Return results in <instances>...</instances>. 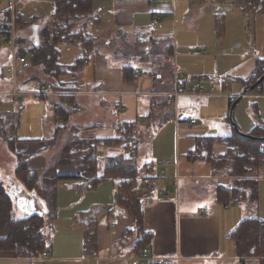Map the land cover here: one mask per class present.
Returning a JSON list of instances; mask_svg holds the SVG:
<instances>
[{
    "label": "crops",
    "instance_id": "obj_1",
    "mask_svg": "<svg viewBox=\"0 0 264 264\" xmlns=\"http://www.w3.org/2000/svg\"><path fill=\"white\" fill-rule=\"evenodd\" d=\"M95 2H97V0H93L94 14L92 18L87 20L89 24L88 30L90 33H92L91 30H93L94 33L92 34L99 36V38H109L106 43H103L104 46H109V57L99 52L100 48L98 46L97 53H91L86 57V61H84L85 64H82L81 70L75 75L74 79H72L71 76H66L54 82H51V80L47 85V89L49 90L47 91L48 96L42 99V102H50L48 105L49 112L45 114L42 121L44 123L52 121L59 125L52 127V137L45 140V142L42 141L40 144V142L35 140H28L26 142L20 140L19 142L22 144H20L16 150L21 151L23 156H28L29 160L26 164L27 169L34 171L42 170V172L45 170H54L55 173L60 176H74L76 174L75 167L62 155L63 146L68 141L75 137L86 140L118 138L121 136L120 131L123 126L133 123L135 126L133 133L134 141L129 145L128 149L125 150L122 146L114 144L110 146H99L97 150L99 148L106 150L105 152L100 151L101 156L105 159L101 160L98 157V151L96 152V158L98 161L99 174L102 173L106 166L101 165L100 162H106L107 164L110 159L116 158L133 161L137 172L140 166L148 162H153L156 165L155 174L159 175V170H164L166 180H168V182L164 184L165 193L161 194L159 192V189L162 187V181L158 178L157 191H154L143 204V224L145 229L151 231L153 235L151 244L146 247L149 249V258H165L167 259L166 264H206L208 261H217L218 259L227 260V257L220 256L219 254L222 253V251L225 252V250L232 249L229 244V240H232L229 238L228 234L236 228L241 221L246 219V217H244L245 215H243L244 207L236 206L230 208L232 205H240L242 203L239 197L231 196L230 193L235 179L226 174L225 170H220L218 172L213 171L210 163L205 160V158L207 154L222 156L227 151L229 145L228 140L235 131L232 129L231 134H229L227 128H224V126L221 127L219 132L215 130L212 131L209 128L195 129L197 125H199V120L194 117L188 118L185 121L181 120L180 112L182 111L178 108V99L181 96L208 98L206 101L209 104H211V97L207 96L208 94L193 95L191 93H185L176 96L172 103H168L164 98L174 90L177 78L180 80L182 86L186 87L188 84L189 86L194 84L193 81H191L193 83H187L186 80H184V72L181 74L178 73L176 62H172L174 48L170 47L164 50L168 59H171L168 70L170 73H168L166 77L160 74L156 76L152 72L140 68V64L138 65L134 61L136 59L141 63L147 61V53L150 46L148 48L145 46L149 43H153L152 36L149 37L148 43L136 39L134 40L135 45H127L126 41L128 31L143 30L144 24L147 23L150 24V27H156L163 16L166 15H172L174 19L176 16L174 2L176 4V0L173 1V3L167 0H98L99 6L94 7ZM9 7L10 10H13V8L16 9L14 0H0V15ZM104 7L106 8L105 13ZM16 11L18 10L16 9ZM95 11H97V15ZM146 15L149 17L148 20L143 18ZM194 17H196V15L192 16V18ZM93 18H97L98 22L94 21ZM79 24V27H81L82 22ZM104 25L107 26V28L105 30L100 29V27L102 28ZM213 26L215 28L214 23ZM42 28L43 26L35 27L29 25L28 33H25L26 31L24 30L21 32L20 36L24 40H21L19 44L21 46L26 44L30 46V44L37 43ZM12 35L13 28H11V36ZM158 38L161 41L163 40L162 33H160ZM99 44L101 45L102 43L99 41L98 45ZM140 45L145 47L146 52L142 53L139 57L136 47ZM69 47H74L75 49L72 50L74 61L69 63L62 62L61 50L58 47L61 56L60 61L63 65L72 64L82 55L81 48L78 45H69ZM127 49L130 50L129 54L127 53ZM110 51H113L114 55H111ZM202 52L204 54L203 50ZM127 56L130 58V61L128 64H125L121 61V57ZM257 58L260 57L253 58L245 65H241L238 68L241 69L245 66V73L242 76L227 75L230 78L229 81L231 80L241 85V88H237L234 93L230 94L229 98L241 94L245 87H243L240 80H246L250 77ZM24 64L25 63H21L20 65ZM25 65H27L28 69H31L28 64ZM164 65L165 68H167L166 64ZM126 66L130 67V71L128 72V70L125 69L127 73L125 75L124 68ZM36 72H38V74L30 75L18 84L17 80L15 82L11 77L7 86L4 87L3 83H0V86H2V88L0 87V123L2 127H6L7 129L10 128V131H17L19 128V122H17L16 125L15 120L16 114H18L17 110L21 111L19 107L24 106L22 103L25 102V99L27 101L31 98V95H26L27 97L24 101L20 102V104H16L17 101L15 99L16 97L12 95V88H16V91L20 90L21 93L22 91H37L40 86L38 80L45 79V77L40 69L39 71L35 69V73ZM234 72H237V69L234 70ZM31 73H34V70L31 71ZM7 75L9 76L10 74L7 73ZM181 76L183 77L180 79L179 77ZM52 85L53 87L56 86V88L52 89ZM72 86L75 87L73 90L75 91V96L73 98H75L77 104L76 112L72 109L68 116L62 118L60 115L54 113V103L59 98L61 99V93L66 92L65 90H69L65 88H70ZM224 88L229 90L231 86L227 84ZM261 88L259 91L257 89L254 90L255 94H253V91L245 95L256 96V99L264 98ZM221 98L225 99L224 97ZM252 104V107H254V118L257 123L255 125L252 122L245 124L249 133L258 124L264 123V116L257 105V101ZM211 105L214 106L213 104ZM64 106L61 105L60 111L66 113L69 109ZM217 107L220 108V117L222 119L227 118V111L230 110V108L227 107L226 109L224 100H222L221 104L219 103ZM191 119L196 120V123L190 124L189 120ZM89 127L91 128L89 129ZM167 131L174 137L173 141L175 146L173 144V149L168 146L167 142H165L164 146L163 141L158 140L160 135ZM64 133H67L66 137L69 139L58 149L59 140L63 139ZM215 143L221 146L220 152L214 150ZM185 151V158H182L180 153ZM124 153L125 155H123ZM192 154H195L194 158L191 157ZM13 156L16 159L15 155ZM187 162L193 163L190 165ZM18 163L16 159V163L11 170L7 167L4 169L0 168L1 181L12 200L13 217L15 219L21 218L26 214L34 213L38 210H44L46 212L49 205L47 207L41 197L36 195L35 192L28 190L18 178ZM127 164H129L128 161ZM49 174L50 173H44L43 178L46 179ZM220 179H225L224 185L218 183ZM105 181L112 185L114 184L115 191H117V180L107 179ZM258 182L260 185V180ZM193 185V191H197L196 188H198L201 197L195 204L188 202L192 195L189 197L185 195ZM40 186L43 188L42 179L40 181ZM57 187L56 185L54 189L52 187L50 188L51 206L55 209V191ZM139 187L137 196L140 191ZM72 188L76 189L75 186ZM219 189H222L226 193H224L225 201H219ZM80 190L82 192L90 191L84 189ZM21 197L23 200L20 207L24 211V214L17 213L18 208H20L18 200ZM30 200L33 201V205L37 209L36 211H29L31 206V204H29ZM230 200L231 203L225 206ZM110 211L111 210L106 212L107 219H115L113 216H110ZM114 211L118 215L116 217V219H118V229L113 232L116 228L113 222H108L106 226V229H108L107 232H113L112 236L109 235V238L105 236L106 230L104 224L96 227L97 250L100 252L109 250L110 252L109 255H104L103 257H97L98 255L93 257V259L97 261H113L111 256L112 250L118 251L120 248L119 242L115 245L113 242L120 239L124 230L131 223L129 220L124 219L123 212H118L119 210L116 208V205H114ZM86 212L87 211H76V213L71 216L72 219L70 221L73 222V228L77 226V224L81 225L77 216H87L85 215ZM87 217H89V215ZM57 219L58 211L56 209L54 221L49 225L50 227H45V230L53 228L55 231V228H57ZM82 230L84 231V228ZM82 234L84 233L82 232ZM223 238L224 241H222ZM46 240L51 247V239L46 237ZM82 240L84 241V236ZM45 252L47 253L46 256L41 255L35 258H20L14 251L0 250V264H21L24 261L31 262L40 257L42 259L51 258L50 251L46 249ZM223 254L224 253H222V255ZM124 256L125 255H123L122 258L114 257L117 259L116 261L124 260L123 262H125L126 259ZM246 259L248 258L240 262L245 264Z\"/></svg>",
    "mask_w": 264,
    "mask_h": 264
},
{
    "label": "rangeland",
    "instance_id": "obj_2",
    "mask_svg": "<svg viewBox=\"0 0 264 264\" xmlns=\"http://www.w3.org/2000/svg\"><path fill=\"white\" fill-rule=\"evenodd\" d=\"M167 1L173 3L175 0ZM174 5L176 8V16L174 19L172 15H166L163 16L156 27H150V24L147 23L144 24L143 30L139 29L128 31V35L126 36L127 45H135L134 40L136 39L145 41L146 43L149 42L150 36H152L153 39L152 44L149 43L147 46H145L147 48L150 46L147 53V61L142 63L138 59L134 61L138 65L140 64V68L150 71L156 76L160 74L163 77H166L168 73H170L168 70L169 64H171V59H168L164 53V50L170 47L174 48L172 62H176L178 73H185L184 80H186L187 83H204L208 90L206 94H208L207 96L211 97L210 103L214 105L212 106L206 101L208 98L181 96L178 99V108H180L179 110L182 111L180 112L181 120L185 121L188 118L190 119L194 117L195 119L199 120V125H197L195 129L209 128L212 131L215 130L216 132H219L221 127L224 126V128H227L228 133L231 134L233 128L229 121V110L227 111V118L222 119L220 117L221 114L219 113L220 108L217 107V105L219 103L221 104L222 100H224L227 109V107H229V102L240 95L237 94V96L229 98L230 94L234 93L237 88H241V85L237 84V82L235 83L231 80L229 81L230 78L227 75L242 76L245 73L246 68L243 66L241 69H238L241 65H245L251 59L256 57L264 58V16H246L242 14L235 6H232L231 4H217L215 0H176V4L174 2ZM14 6H16V9L19 13H21L23 18L29 21L28 24L30 23L32 26H49L51 23V0H14ZM98 6L97 0L94 7ZM105 9L106 8L104 7V13L106 11ZM95 12L97 15V11ZM194 15H196V17L192 18ZM221 15H224V25L222 29L223 32L218 34L217 30L213 26V23L215 16L218 17ZM143 18H146L147 20L149 19L148 15ZM11 19L12 23L13 18ZM25 24L26 23H24V26L20 24L16 26L15 29L14 25L11 27L14 29V32L13 37H11L10 41H8L10 46H8L5 42L0 41V83H3L4 87L9 84L10 77L13 78V81L15 82L17 80L18 84L30 75L38 74V72L35 73V69L38 71L40 69L39 66L35 65L32 67L30 66L29 68L31 69H28L27 65H20L21 63L23 64L20 59L16 57L14 58V52L12 50L13 41L14 38H16L17 42L24 40L20 34L23 30L26 31L25 33H28L29 25L27 26ZM20 27L23 29H18ZM106 28L107 26L105 25L102 28L100 27L102 30H105ZM91 32L94 33L93 30H91ZM160 33H162L163 36L162 41L158 38ZM108 40L109 38H99V41L102 43L101 45L99 44V52H102L109 57V46H104L103 44ZM141 45L136 47L139 57L142 53L146 52L145 47ZM25 47H28V44H26ZM58 47L61 50L62 62L69 63L74 61L72 55V50H75L74 47H69V45L65 44H59ZM202 50L204 51V54ZM129 52L130 50L127 49L128 54ZM110 54L114 55L113 51H110ZM121 61H123L125 64H128L130 58L128 56L121 57ZM11 64H15V73L14 71H6L8 65L10 67ZM164 64H166L168 69L165 68ZM32 69L34 70V73H31V71H33ZM236 69L237 72H234ZM6 72L10 75L8 76ZM223 81L227 82V84H230L231 88L229 90L224 88ZM0 87L2 88V86ZM186 87L189 88V84ZM211 88H213V91H210ZM260 88L261 87H259L257 90L259 91ZM12 90V95L16 97V104H20V102L24 101V99L27 97L26 95H30L32 93V91H22L21 93L20 90V92L16 91V88H12ZM261 91L264 95V82L262 83ZM253 94H255V91ZM218 96L224 97L225 99H222ZM255 97L256 96L245 95L241 97V99L233 108V122L243 134H249V130H247L248 128L245 126V124L252 122L255 125L257 123L256 119L254 118V107H252V103L257 101V105L264 116V98L256 99ZM166 98L164 99L166 100ZM38 102L40 103H35L31 100V98H29L27 101L25 99V102L22 103L24 106L19 107L21 108V111L17 110L18 114H16L15 118L16 125L17 122H19V128L17 131H10V128L7 129L6 127H2L0 123L1 169L7 167L11 170L16 163V159L13 156L14 154L11 153L6 146V138L10 139L12 142H16V148L22 144L19 142L20 140H24L22 142L35 140L41 144L42 141L45 142V140H48L50 137H52V127L59 125L53 123L52 121L48 123H44L42 121V118L45 116V114L49 112L48 105L50 102H42V99ZM73 111L76 112V109H73ZM14 132L16 133V136ZM66 136L67 133H64L63 139L59 140L58 149L64 144L65 141L69 139ZM173 139L174 137L173 135L171 136L169 131L162 133L158 138V140L163 141L164 146L165 142H167L168 146H170L172 149L175 146ZM214 148L216 152L221 151V146L218 145V143H215ZM17 151L21 153V151ZM97 151L99 152H97L98 157L101 160H104L105 158L101 156L100 151L105 152L106 150L99 148ZM123 155H125V153ZM180 155L182 158H185L186 151L180 153ZM42 157L45 158L44 156ZM100 163L101 165H106V162ZM187 163L191 165L193 162ZM253 169L255 172L258 171L257 173H259V175L256 176V178L258 177V180H260L258 190L259 197L257 203L247 199L246 201H242L240 205L235 204L230 208H234L236 206L244 207L243 215H245L244 217L246 218L257 215L258 209V215L264 219V165L256 167L253 166ZM40 172H42V170H40ZM224 182L225 179H220L218 183L224 185ZM53 183L54 181L51 180L49 183H45V186L43 184L44 190L46 188L44 193L48 195L49 198H51L50 188L52 187L54 189ZM70 183L71 182L65 183L63 180L58 181V187L55 191L56 209L58 211V219L56 222L57 228H55V231L53 228H48V230H45L46 237L51 239V247L48 244L46 247L47 251H50L51 258L42 259L40 257L34 259L31 262L24 261L21 264L132 263V261L129 260L137 257V252H135L136 250H134L135 253H129V249H131L133 245L132 240L134 237H131V239L128 240L131 242H127L124 245L119 241L122 235L119 240L117 239L118 241L113 242L114 245L120 242V248L118 251L113 249V252H111L113 261H97L96 259H93V257L96 256L89 255L84 257L82 255V229L84 228V224H77V226H74L73 228V222L70 221L72 219L71 216L74 215L76 211H87L85 215H89V217L78 215V221L83 222L84 219L85 221L92 220L96 227L104 224L106 230L105 236L109 238V235L112 236V233L118 229V219L115 218L108 220L106 217L107 211L114 210L116 191L115 185H112L106 181L99 183L96 188L88 192H82L79 187H75L76 189H74L72 188L74 184L71 183V186ZM193 187L194 185L189 188L185 195L188 197L192 195L188 202L195 204L197 203V200H200L201 197L199 195L200 191L198 188H196L197 191H193ZM22 200V197L18 200L19 207L22 203ZM17 213L24 214V211L20 207L18 208ZM124 217V219L132 222V218L129 216L127 218L125 213ZM108 222H113L116 225V228L113 232H107L108 229H106V226ZM134 234H136V232ZM134 234H131L130 236H133ZM222 241H224V238ZM229 244L232 249L225 250V252L222 251V253H224L223 255L222 253L219 254L220 256L227 257V260L218 259L217 261H208L206 264H242L234 254L233 241L229 240ZM109 253V250H106L105 252L98 251L97 257H103L104 255H109ZM123 255H125V262H123L124 260L116 261L117 259H115V257L122 258ZM254 261H256V259L248 258L245 260V264H253Z\"/></svg>",
    "mask_w": 264,
    "mask_h": 264
},
{
    "label": "trees",
    "instance_id": "obj_3",
    "mask_svg": "<svg viewBox=\"0 0 264 264\" xmlns=\"http://www.w3.org/2000/svg\"><path fill=\"white\" fill-rule=\"evenodd\" d=\"M52 15L49 26H43L39 40L37 43L30 44V46H21L14 38L13 52L14 58H22L23 63L29 66H39L45 79L38 80L40 82L39 89L42 87L46 90L47 85L51 82L57 81L62 77L75 76L82 68V64L86 61V57L98 51L99 36H95L88 30V19L92 18L94 14L93 0H51ZM217 4H231L235 6L244 15L264 16V0H215ZM11 18H13L14 29L18 25H30L29 21L23 18L21 13L15 8L6 9L0 15V36L5 37V42L10 46L11 39ZM26 20V21H25ZM97 21V18H93ZM224 15L215 16L214 25L217 33H222L224 25ZM80 22H82L81 27ZM98 22V21H97ZM22 27L18 28L20 30ZM13 29V32H14ZM8 40V41H7ZM59 44L78 45L81 48L82 55L78 57L75 62L69 65L61 63V56L59 52ZM19 54V55H18ZM9 68H14L15 64H11ZM8 69V68H7ZM130 71V67L124 68ZM264 74V59L257 58L255 60L253 71L250 77L246 80H240L243 87L255 84V82ZM15 76V75H14ZM49 80V81H47ZM262 82L256 85L247 93L253 92L262 86ZM62 84V83H61ZM52 89H55L53 85ZM69 87V86H68ZM58 89V88H57ZM66 92L73 91L75 87L65 88ZM48 93V92H47ZM65 93V92H63ZM54 103V113L60 115L62 118L71 113V105L76 104L75 98L70 97L68 102H64L62 94ZM48 94L42 96L41 99L47 97ZM229 102V107L233 101ZM67 103V104H65ZM61 105L67 107V112L60 111ZM77 105V104H76ZM75 109V108H74ZM134 124H125L121 129V136L113 139H81L78 137L68 141L62 149V155L66 158L76 169L74 176H60L54 170H45L40 172L26 168L28 163V156H23L16 150L15 143L10 139L5 140L6 146L17 159L18 172L17 176L23 185L30 191H33L41 197L45 202L47 208L38 210L34 213L26 214L21 218L15 219L12 215V200L6 192L0 178V250L14 251L20 258H35L41 256L47 247V240L45 234V227L55 219V208L51 206V200L44 193L45 183L54 181V188L57 181L63 180L73 183L75 187L84 190H92L96 186L107 179H114L118 181L117 196L115 205L118 212L125 213L126 217L132 218L131 224L124 230L120 242L126 244L132 240L133 245L129 253L141 254L142 250L151 244L152 232L147 231L143 224V204L145 200L138 198L137 190L140 186L136 179L137 169L133 161L127 159H110L104 167L101 174H99L98 161L96 158L97 148L99 146L119 145L125 150L134 141ZM91 127H89L90 129ZM257 137H264V123L258 124L249 133ZM19 141V140H18ZM228 149L222 156H214L207 154V160L213 171L218 172L225 170L226 174L233 177V187L230 189L231 196L239 197L242 201H258L259 180L256 176L259 173L255 172L253 166L264 165V141L252 140L241 137L233 133L228 140ZM127 161L129 164H127ZM44 173H50L47 178H43ZM44 184L43 188L40 186V181ZM44 193V194H43ZM219 201L225 198V192L219 189ZM225 193V194H224ZM238 198V199H239ZM226 200V199H225ZM224 200V201H225ZM254 203V204H255ZM117 211V210H116ZM110 216L116 218L118 215L114 210L110 211ZM78 219V218H77ZM84 224V241H83V255L97 256V232L93 221L87 220L81 222ZM136 232V234H134ZM134 234L133 236H130ZM229 238L234 241L235 255L239 261L243 262L245 258L256 259L253 264H264V219L258 213L253 217H248L241 221V223L234 228L229 234ZM119 242V244H120ZM134 250H136L134 252ZM134 256V255H132Z\"/></svg>",
    "mask_w": 264,
    "mask_h": 264
},
{
    "label": "built area",
    "instance_id": "obj_4",
    "mask_svg": "<svg viewBox=\"0 0 264 264\" xmlns=\"http://www.w3.org/2000/svg\"><path fill=\"white\" fill-rule=\"evenodd\" d=\"M11 27H13V24L11 23ZM13 37V35H12ZM0 40L1 41H5V37L4 36H0ZM8 41V40H7ZM14 44V41H13ZM21 62H23L24 60L22 58H19ZM85 63V62H83ZM8 72H12L14 71V68H8L7 69ZM183 76H181L180 78H182ZM72 79L75 78V76L71 77ZM223 85L226 86L227 82L223 81ZM207 88L205 86L204 83L201 82H197L194 83L192 85L189 86V88H186L185 86H182L180 84V80H176L175 83V88L172 92H170L166 98L168 103H172L175 99L176 96L181 95V94H185V93H191L193 95H203L207 93ZM210 91H213V88H211ZM47 94V91L42 87L41 89H38L37 91L32 92L31 98L34 102H38L41 100L42 96ZM75 96V91H69V92H65L62 94L63 100L64 102H68V100L70 99V97H74ZM67 104V103H65ZM72 109H76L77 105L75 103H73L71 105ZM190 124H195L196 120L191 119L189 120ZM192 158L195 157V154L191 155ZM155 169H156V165L153 162H148L142 166L139 167L138 172H137V179L138 182L140 184L139 187V193H138V197L142 200H147L153 193L154 191H157L158 187H157V179H161L162 181V187L159 189V192L161 194L165 193V187L164 184L166 182H168V180H166L165 174H164V170H159L158 174H155ZM239 202V201H237ZM231 203V200L228 201V203L225 205H229ZM112 226V224H111ZM149 249L148 248H144L141 252V254L137 255L136 258L131 259L132 264H166V260L165 258H149ZM47 253L44 252L42 253V256H46Z\"/></svg>",
    "mask_w": 264,
    "mask_h": 264
},
{
    "label": "water",
    "instance_id": "obj_5",
    "mask_svg": "<svg viewBox=\"0 0 264 264\" xmlns=\"http://www.w3.org/2000/svg\"><path fill=\"white\" fill-rule=\"evenodd\" d=\"M263 80H264V74L260 78H258V80L255 82V84H252V85H249V86L245 87L242 90L241 94L233 101V103H232V105L230 107V110H229V121H230V124H231L233 130L235 131V133L238 134L241 137L249 138V139H252V140H258V141H264V137H257V136H253V135H250V134H243V133H241L239 131V129L237 128L236 124L233 122L232 111H233L234 106L239 101L240 97L245 95L249 90H252L256 85H258ZM29 204H31V206L29 208V211H36L37 210L35 208V206L33 205V201L32 200L29 201Z\"/></svg>",
    "mask_w": 264,
    "mask_h": 264
}]
</instances>
